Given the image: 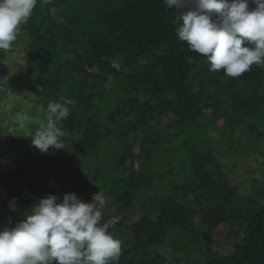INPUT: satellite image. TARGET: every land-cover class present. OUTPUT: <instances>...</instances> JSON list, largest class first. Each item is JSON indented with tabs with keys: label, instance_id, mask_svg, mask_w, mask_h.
<instances>
[{
	"label": "trees",
	"instance_id": "16d2710c",
	"mask_svg": "<svg viewBox=\"0 0 264 264\" xmlns=\"http://www.w3.org/2000/svg\"><path fill=\"white\" fill-rule=\"evenodd\" d=\"M249 6L255 7L252 0ZM177 24L164 0H38L19 25L22 78L37 89L45 116L61 97L75 103L60 125L65 149L50 154L34 147L38 124L5 143L18 157L8 170L0 155L3 225H14L48 194L76 193L72 187L84 178L87 192L76 193L83 201L100 190L113 201L101 217V223L116 220L109 232L121 242L111 264H183L194 254L202 264H264V187L240 197L209 132L223 121L222 134L233 143L246 140L248 151L264 141V67L253 64L238 77L211 72L206 57L178 38ZM8 52L0 50V82L9 75ZM16 91L9 85L0 101ZM162 152L160 176L154 169ZM165 175L171 193L163 197L154 184ZM135 204L138 218L129 222ZM220 226L232 241L226 255L213 252L209 241L202 246L203 234L210 240ZM165 240L173 262L161 253Z\"/></svg>",
	"mask_w": 264,
	"mask_h": 264
},
{
	"label": "clouds",
	"instance_id": "9594fccd",
	"mask_svg": "<svg viewBox=\"0 0 264 264\" xmlns=\"http://www.w3.org/2000/svg\"><path fill=\"white\" fill-rule=\"evenodd\" d=\"M38 0H0V50H11L18 26L29 19ZM47 4L49 0H39ZM164 0L176 10L175 32L189 48L206 57L210 71L223 70L238 77L253 64L264 67V0ZM71 99L48 104L31 142L41 153L65 149L61 122L69 115ZM26 115L17 114V130ZM54 154V153H50ZM107 203L100 190L90 202L74 192L48 194L38 199L14 225L0 227V264H111L121 252V242L101 223ZM16 210L15 198L10 204Z\"/></svg>",
	"mask_w": 264,
	"mask_h": 264
},
{
	"label": "rangeland",
	"instance_id": "374dc122",
	"mask_svg": "<svg viewBox=\"0 0 264 264\" xmlns=\"http://www.w3.org/2000/svg\"><path fill=\"white\" fill-rule=\"evenodd\" d=\"M21 35L22 33L18 26L17 39L12 45L11 52L7 53V59L4 61V64L9 68V75L0 82V97L9 85L17 90L8 100L0 101V130L2 132L0 134V155L3 157L2 163L4 165H10L8 170L15 168V161L18 156L14 155L13 151L5 149V143L12 141L20 132L30 134L34 125L46 122V112L43 110L41 103L42 98L39 96L37 89L34 90L31 88L32 84L29 81L28 76L22 78L26 70V62L21 58L25 47ZM17 114H24L27 117L23 129L17 130L15 121ZM9 117H12V121ZM166 125L167 120H164L163 125L161 126L162 129L164 126L166 127ZM223 125L224 122L219 121L209 131L210 138L213 139L212 141L214 143L212 148L216 150L215 157L221 163L223 171L228 175L231 184L239 188V196H251L256 190L264 187V141L259 145L258 143H255L248 151L246 140L242 139L241 142L233 143L228 135L222 134L221 128ZM241 126L240 129H242ZM162 133L169 137L173 136L170 131H162ZM165 147L166 149L171 148L168 144H166ZM134 152L138 154L139 147H137ZM161 157V166L154 169V172L160 176L164 175V172H166L165 164L167 154L162 152ZM140 161L141 157H138L135 161V167L138 168ZM254 180H256L257 183L254 182ZM85 182H87L86 179H80V183L72 187V190H75L79 195H84L87 192L84 186ZM169 182L170 176L165 175L162 179L155 182L154 188L161 196H169L171 193V190L167 186ZM106 201L107 203L101 209L102 213L105 211L106 206L113 203V201L109 199H106ZM139 211L140 208L135 204L130 211L132 220L129 222H133L138 218L137 213ZM111 212H113V210ZM3 226L4 225L0 222V227ZM113 236H116L115 233H113ZM203 237V247L209 241L213 252H219L223 255L231 252L229 244L232 243V241L228 239L229 230L227 229V226L218 227L213 232L210 240L207 237V233H204ZM172 245L174 247H179L181 241H178L176 244L172 243ZM161 253L170 262H173V256L175 253L170 246V241L165 240ZM185 253L188 254V251ZM184 255L185 254H182L180 256L184 257ZM204 260L205 259L198 258V256L194 254L189 258H185L183 264L186 262L197 264L196 261H198L199 264H202Z\"/></svg>",
	"mask_w": 264,
	"mask_h": 264
},
{
	"label": "built area",
	"instance_id": "2783aa9c",
	"mask_svg": "<svg viewBox=\"0 0 264 264\" xmlns=\"http://www.w3.org/2000/svg\"><path fill=\"white\" fill-rule=\"evenodd\" d=\"M116 223L115 219H111L110 221L107 222L108 228H112V226Z\"/></svg>",
	"mask_w": 264,
	"mask_h": 264
}]
</instances>
